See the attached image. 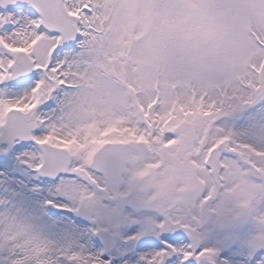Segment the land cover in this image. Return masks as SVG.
<instances>
[{
  "label": "snow or ice",
  "instance_id": "obj_1",
  "mask_svg": "<svg viewBox=\"0 0 264 264\" xmlns=\"http://www.w3.org/2000/svg\"><path fill=\"white\" fill-rule=\"evenodd\" d=\"M0 264H264V0H0Z\"/></svg>",
  "mask_w": 264,
  "mask_h": 264
},
{
  "label": "rangeland",
  "instance_id": "obj_2",
  "mask_svg": "<svg viewBox=\"0 0 264 264\" xmlns=\"http://www.w3.org/2000/svg\"><path fill=\"white\" fill-rule=\"evenodd\" d=\"M91 75L95 81L104 85L106 88L112 89L113 91H118V89L116 88L117 82L115 77L111 74L110 71L106 70L102 64H98L96 67H94L91 70ZM164 80L165 78L161 77V87L162 89H166L171 95H178L181 97L188 95L189 87L187 84H180L176 88H173L171 84L165 85ZM85 91H91V89L87 87V84L85 86ZM98 99L100 102H103L105 98L100 97Z\"/></svg>",
  "mask_w": 264,
  "mask_h": 264
}]
</instances>
